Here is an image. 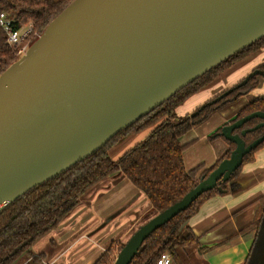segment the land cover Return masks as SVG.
Segmentation results:
<instances>
[{
    "label": "water",
    "instance_id": "obj_1",
    "mask_svg": "<svg viewBox=\"0 0 264 264\" xmlns=\"http://www.w3.org/2000/svg\"><path fill=\"white\" fill-rule=\"evenodd\" d=\"M262 38L264 0L69 2L0 73V213ZM252 78L264 79V71L256 67L189 116ZM252 119L261 122L234 133ZM259 128L261 111L222 126L215 135L234 144L229 157L137 227L113 264H130L150 234L203 193L226 192L220 185L264 142V134L243 141Z\"/></svg>",
    "mask_w": 264,
    "mask_h": 264
},
{
    "label": "trees",
    "instance_id": "obj_2",
    "mask_svg": "<svg viewBox=\"0 0 264 264\" xmlns=\"http://www.w3.org/2000/svg\"><path fill=\"white\" fill-rule=\"evenodd\" d=\"M71 1L0 0V13H5L12 20L13 29L19 30L25 25H31V35L39 34ZM32 38L33 36H29L20 45L12 47L5 42L6 35L0 28V73L16 60L20 48ZM262 47H264V38L239 51L180 90L162 106L117 134L84 161L35 187L7 206L0 213V264H11L22 254L28 255L22 264H48L43 253L33 255L28 249L37 239L56 229L76 209L80 199L93 186L117 172L121 173L147 200L151 211L147 220L179 201L198 184L202 176L207 177L223 159L228 158L234 149V144L226 141L229 145L228 151L211 168L202 171L203 167L199 165L186 170L183 152L187 145L182 144L180 138L204 124L222 108L244 96L247 97L248 102L235 119L257 111L264 112V96L248 97V93L257 85V80L252 78L217 103L206 105L195 116L185 115L174 121L177 118L176 109L187 98L210 85L224 71ZM257 68L264 71V62ZM260 122V119H252L234 133L252 128ZM150 127L152 130L144 140L127 149L117 159L110 156L109 151L128 135ZM263 129L259 128L247 133L243 137L246 145L260 137ZM219 131L220 129L216 133ZM262 147L264 142L243 158L242 165L230 180L220 185L222 190H234L237 187L234 180L242 166L252 162L255 152ZM199 172L201 175L197 178ZM216 194H220L216 188L203 193L185 211L150 234L130 264H156L163 253H168L171 260L177 264L178 250L198 246L196 236L186 226L187 221L196 214L206 200ZM252 204H257L256 215L252 223L238 235L257 232L264 225V196L259 197ZM122 247L123 243L111 242L93 264H113L116 254Z\"/></svg>",
    "mask_w": 264,
    "mask_h": 264
},
{
    "label": "crops",
    "instance_id": "obj_3",
    "mask_svg": "<svg viewBox=\"0 0 264 264\" xmlns=\"http://www.w3.org/2000/svg\"><path fill=\"white\" fill-rule=\"evenodd\" d=\"M263 62L264 47L226 71L209 87L187 98L175 112L182 110L190 115ZM261 96H264V79L258 78L248 97ZM247 102V97L240 98L180 138L181 143L187 145L183 152L186 170L199 165L202 171L209 169L228 151V143L215 134L232 122ZM151 130L152 127L128 135L109 151L110 156L117 159L144 140ZM200 175L201 172L197 178ZM234 182L237 184L234 190L212 196L187 221L186 226L196 236L198 246L178 250L177 264H264V225L257 232L238 235L256 215L257 204L252 203L264 196V147L255 152L252 162L242 166ZM149 214L145 197L117 172L93 186L76 209L52 230L55 239H51L50 244L57 251L47 256L46 262L93 264L111 242L125 243L133 231L147 221Z\"/></svg>",
    "mask_w": 264,
    "mask_h": 264
},
{
    "label": "built area",
    "instance_id": "obj_4",
    "mask_svg": "<svg viewBox=\"0 0 264 264\" xmlns=\"http://www.w3.org/2000/svg\"><path fill=\"white\" fill-rule=\"evenodd\" d=\"M12 25V20L9 19L5 13H0V28L6 35L5 42L9 46L13 47L20 45L24 40L31 36V25H28V28L26 30H22V28H20L19 30H15L13 29ZM22 49H20L19 52ZM171 262L172 260L170 255L168 253H163L157 259L156 264H171Z\"/></svg>",
    "mask_w": 264,
    "mask_h": 264
},
{
    "label": "rangeland",
    "instance_id": "obj_5",
    "mask_svg": "<svg viewBox=\"0 0 264 264\" xmlns=\"http://www.w3.org/2000/svg\"><path fill=\"white\" fill-rule=\"evenodd\" d=\"M28 28V25H25L22 27V30H26ZM31 36H34L31 35ZM22 49V48H20ZM218 78H216L214 80V82L217 80ZM176 119L174 121H176L178 118H182V116H184V112L182 110H180V112H176ZM116 158V157H114ZM114 175V174H113ZM112 176V175H111ZM151 212V211H150ZM148 215V214H147ZM135 231V230H134ZM133 231V232H134ZM55 234V231H50L49 233H47L46 235L40 237L39 239H37L34 244L28 249L30 253H32L33 255H36L38 253H43L45 255V257H49L51 256L52 253H54L55 251H57L56 249H54V247L50 244L51 239L54 240L55 238H53ZM128 240V239H127ZM126 240V241H127ZM125 241V242H126ZM124 244V243H123ZM28 258L27 254H22L21 256H19L17 259H15L11 264H22L25 262V260Z\"/></svg>",
    "mask_w": 264,
    "mask_h": 264
},
{
    "label": "flooded vegetation",
    "instance_id": "obj_6",
    "mask_svg": "<svg viewBox=\"0 0 264 264\" xmlns=\"http://www.w3.org/2000/svg\"><path fill=\"white\" fill-rule=\"evenodd\" d=\"M217 103V102H216ZM264 134V129H263V132H262V135Z\"/></svg>",
    "mask_w": 264,
    "mask_h": 264
}]
</instances>
